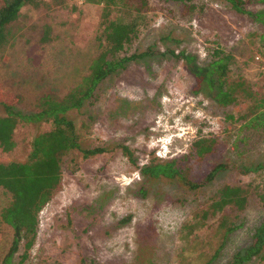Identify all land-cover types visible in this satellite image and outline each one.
I'll return each instance as SVG.
<instances>
[{"label":"rangeland","instance_id":"1","mask_svg":"<svg viewBox=\"0 0 264 264\" xmlns=\"http://www.w3.org/2000/svg\"><path fill=\"white\" fill-rule=\"evenodd\" d=\"M183 2L147 0L136 36L116 56L147 53L103 80L92 102L71 114L83 146L113 148L87 158L77 152L62 157L60 185L38 213L36 237L22 264H75L79 258L96 264H207L221 232L215 216L206 224H198V217L223 183H250L256 189L237 214L238 228L210 264H226L247 245L264 216V197L258 195L264 194V169L243 176L225 172L195 190L144 179L138 172L150 159L178 157L194 140L208 137L216 144L202 161H189L193 178L203 177L217 162H264V129L241 126L247 102L220 107L207 93H193L185 63L170 54L183 51L205 63L218 45L233 55L229 78L242 76L264 96L262 24L236 13L224 0ZM102 6L32 0L20 8L12 38L0 50V86L19 96L18 110L35 111L41 95L61 96L87 72L99 51ZM244 7L257 12L263 5L252 1ZM116 13L112 10L110 17ZM48 127V122L18 123L15 147L0 151V162L23 161L32 137ZM118 145L128 147L135 163ZM108 176L116 178L112 187L101 182L90 189ZM141 187L145 196L138 194ZM6 202L0 189V207ZM9 238L10 229L0 221V264ZM17 261L16 254L12 264ZM244 264H264V251Z\"/></svg>","mask_w":264,"mask_h":264},{"label":"trees","instance_id":"2","mask_svg":"<svg viewBox=\"0 0 264 264\" xmlns=\"http://www.w3.org/2000/svg\"><path fill=\"white\" fill-rule=\"evenodd\" d=\"M179 2L184 0H165ZM236 13L245 14L262 24L264 28V0H224ZM258 2L262 10L252 12L244 4ZM32 0H0V50L12 38L11 26L19 16L20 8ZM91 4H102L97 37L99 51L89 61L87 72L78 83L61 96L41 95L36 110L30 113L16 108L19 96L0 86V151L7 153L14 149L13 132L18 123L48 122L49 127L34 135L29 143L28 153L23 161L0 162V189L7 196V202L0 207V221L10 229L7 250L1 264H12L14 255L22 264L28 257L29 249L36 237L38 213L59 187L62 157L77 152L82 158L107 152L113 146L85 147L82 145L76 124L71 118L73 112L83 109L92 102L99 84L124 68L130 61L144 56L147 52L117 57L137 34L138 16L148 8L147 0H83ZM189 7V6H188ZM112 10L116 18H111ZM262 37H264V32ZM44 39V37L42 38ZM264 41V40H263ZM170 54L180 58L192 76L193 93L205 92L220 107H226L237 100L247 102L246 112L241 115L244 128L264 129V96L252 91L242 76L229 78V66L233 55L216 45L211 48L208 60L199 63L195 55L179 51ZM215 138H198L187 151L178 157L159 160L152 158L138 167L139 175L148 180H165L177 184L184 190H195L211 183L218 175L234 172L240 176L264 169V162L255 165H241L217 162L203 177L196 179L191 174L189 161L200 162L211 153ZM126 159L135 163V156L125 145H118ZM256 186L223 183L213 193L209 204L198 217V224H206L215 216L216 228L221 238L213 254L207 260L210 264L218 255L226 236L238 228L237 214L244 210L249 195ZM147 190L138 189L140 196ZM262 199L264 194H258ZM128 221V218L123 220ZM264 251V216L254 227L246 246L236 250L226 264H244ZM75 264H96L79 258Z\"/></svg>","mask_w":264,"mask_h":264},{"label":"bare ground","instance_id":"3","mask_svg":"<svg viewBox=\"0 0 264 264\" xmlns=\"http://www.w3.org/2000/svg\"><path fill=\"white\" fill-rule=\"evenodd\" d=\"M113 180H116V178H110L109 176L107 177V180H105V181H100V182H97L96 184H93L92 186H91V188L90 189H95V186L97 185V184H100L101 182V184L103 185V184H105V185H109V186H113ZM96 182V181H95ZM105 185H103V186H105ZM100 187V186H99ZM113 190V189H112ZM101 193V192H100ZM88 195V194H87ZM113 208V207H112ZM108 209H109V205L105 208V210L106 211H108ZM102 240V239H101ZM101 243H102V246L104 245L103 244V242L101 241Z\"/></svg>","mask_w":264,"mask_h":264},{"label":"built area","instance_id":"4","mask_svg":"<svg viewBox=\"0 0 264 264\" xmlns=\"http://www.w3.org/2000/svg\"><path fill=\"white\" fill-rule=\"evenodd\" d=\"M256 59H257V57H256Z\"/></svg>","mask_w":264,"mask_h":264}]
</instances>
